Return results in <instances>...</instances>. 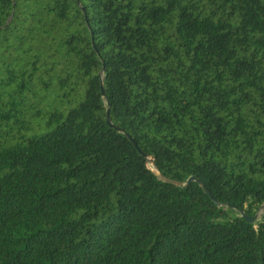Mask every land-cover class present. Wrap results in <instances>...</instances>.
I'll list each match as a JSON object with an SVG mask.
<instances>
[{"label":"trees","instance_id":"1","mask_svg":"<svg viewBox=\"0 0 264 264\" xmlns=\"http://www.w3.org/2000/svg\"><path fill=\"white\" fill-rule=\"evenodd\" d=\"M150 161L264 204V0H0V264H264Z\"/></svg>","mask_w":264,"mask_h":264},{"label":"water","instance_id":"2","mask_svg":"<svg viewBox=\"0 0 264 264\" xmlns=\"http://www.w3.org/2000/svg\"><path fill=\"white\" fill-rule=\"evenodd\" d=\"M105 72V68H104V65H102V74H104ZM101 89V94L102 96H104V93H103V88H102V85L100 87ZM106 124L108 127L110 128H113L115 130H117L118 132H122V130L118 129L117 127L113 126L111 124V121H110V118H109V112L108 110L106 111ZM124 136L130 141V143L134 146V148H136V150L141 154V156L145 157V155L143 153H141L139 151V149L137 148L136 144L134 143V141L129 137V135H127L126 133H123ZM150 166L152 167V171L155 172V174L160 178L161 181L163 182H166V183H169L177 188H186L188 187L191 183H196L200 188L201 190L204 192L205 195H207L210 200L217 206V207H221V208H229V209H232V210H235L239 217L243 218L247 223L249 224H254L258 221H260L263 216H264V204L261 205L258 209V211L256 212V214L253 216V217H248L244 214V212L240 209H236L234 206L232 205H227V204H222V203H219L218 201H216L212 196L211 194L208 192V190L206 189L205 185L199 181L198 179H196L195 177H189L185 182H175V181H168L166 180L161 174H159L154 168H153V163L152 161H150Z\"/></svg>","mask_w":264,"mask_h":264}]
</instances>
